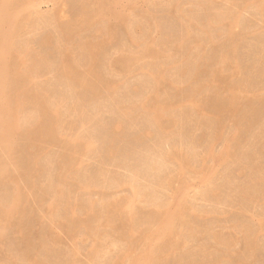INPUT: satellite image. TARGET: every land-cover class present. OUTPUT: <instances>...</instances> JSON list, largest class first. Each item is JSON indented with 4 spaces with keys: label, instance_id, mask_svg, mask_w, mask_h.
<instances>
[{
    "label": "rangeland",
    "instance_id": "obj_1",
    "mask_svg": "<svg viewBox=\"0 0 264 264\" xmlns=\"http://www.w3.org/2000/svg\"><path fill=\"white\" fill-rule=\"evenodd\" d=\"M15 1L16 5L14 6L16 8L13 7V9L17 10L12 9L14 14L9 13L5 16L3 9L0 10L1 49L5 52L9 51V56L12 51L13 53L18 52V56L21 54L19 58L22 61V67L30 72L33 71L34 75L31 74L32 77L27 81L21 78V83L18 81V83H13L15 86H20L18 87L20 89L13 86L15 87L14 90H33L32 92L36 94L40 92V95H38H43L44 99L47 97L46 102H49L47 104L57 109L58 117L54 119L57 126L56 129L54 128V137L48 139H45V137L43 139L46 142L43 141L45 144L41 142L42 140L38 141L37 145H41V147L37 146L36 149L31 145L27 146L31 142L28 139L29 137L21 138L17 136L20 140L17 137L15 139L17 142L13 140L14 147L17 146L15 147L16 151L18 146L22 149L20 151L18 149L16 152L18 155L15 156L18 161L20 160L17 161V164L19 163L18 166L23 170V173L26 168H30L28 171L31 172L33 164L31 158L32 162L38 160L40 166L38 164L37 168L39 169L36 168L37 172H33L31 179L26 180L27 182L24 180L28 184L21 181V187L24 192L27 189L25 194L31 196V200L29 199L30 203L25 206L24 213L26 214H22V217L25 216L24 219L17 217L14 220L17 221L15 223H23V225H16L17 228L19 227L16 229L13 223L14 226L11 224L8 227L9 229L7 228L5 231L7 242L4 240L0 245V263L4 264V261H8L6 264H9V262L10 264H28L27 261L25 262V257L26 260L30 258L36 264H66L67 257H71L73 254L75 259L78 257V261H76L78 264H116L118 259L125 260L124 264H133L137 261H144L145 264L150 261L149 264H151L152 256L150 253L156 249L158 250L157 256H162V258L165 256L163 260L166 258L165 261L160 258L163 261L162 264H213L214 262L215 264H246V262H248L247 264H264V105L260 104L264 100V0H112L113 3L111 0H91L92 2L86 0V4L85 0H28V3L31 1L29 4L27 2L21 4L26 0ZM93 2H96L94 7ZM104 2L111 3L110 6L113 9L98 10V7L106 6ZM87 4L92 5L94 10H97L93 19L95 24L93 25V22H91L92 25H86L84 28L78 26L79 30L75 27L76 29L74 28V32L72 30L69 36L66 33L63 34V29L66 26L75 24L83 8L85 10L88 7L92 9L90 5L87 7ZM218 11H221V13ZM23 13L26 15H24L25 18L27 16L29 18L25 19L26 21H24V17H21L23 18L22 21L19 18ZM227 13L228 16H226ZM220 14L221 17H219ZM233 17L235 18L232 19ZM17 19H20L21 22L19 23ZM229 19H232V21H229ZM97 20L98 24H96ZM99 20H101V24H99ZM119 20L121 21L119 22ZM124 20L127 21L124 22ZM26 22L28 23L26 24ZM63 22L67 23L64 24ZM57 23L63 24L62 27ZM112 25L113 27H111ZM15 27L16 33L14 32ZM61 29L62 32L59 31ZM186 29L188 30L186 31ZM130 30L131 32H129ZM73 34L75 35L72 36ZM184 34L186 35L184 36ZM228 35H231V37ZM168 36H170V39ZM184 37L190 40L186 41ZM89 38L90 40H87ZM67 41L69 42L67 43ZM161 41L166 42L165 45ZM60 44L65 45L61 46ZM84 45L95 46L93 52L97 59L92 63L93 65L90 63V53L83 51ZM170 45L174 48L172 46L170 48ZM66 50L74 51L69 53L75 56L74 60L77 62L76 65L78 64L76 69L78 68L79 73H83L89 68L92 76L88 77L90 83H88V80L87 83L94 88V92H92V89L89 91L88 87L84 88L83 85L75 88L80 84L75 82L73 86L71 85L73 82L70 83V80L68 82L66 78L67 81L65 82L64 77H60L63 76L59 69L62 62L60 56H63V52L66 53ZM154 52H156L155 55ZM82 54L88 55L82 56ZM112 55L116 58L121 57H118L116 62V58L112 59ZM27 56H29L28 60L25 59L24 61L23 57L27 58ZM34 56H38L37 59L40 57L38 62H42H36L37 59ZM41 57L43 58L41 59ZM45 57L46 59H44ZM30 58L33 59V62L32 60L30 62ZM107 59L112 63L109 64ZM118 59H120L119 62ZM121 60H124V62L122 63ZM224 60L226 63H224ZM34 63L37 64L36 69ZM230 66L232 67L230 68ZM36 71L37 74H35ZM59 72L61 75L58 74ZM198 74L199 76H197ZM97 75L101 77H99V80ZM219 75L222 76L225 82ZM214 76H218L220 82L219 80H214V82L210 79H214ZM91 80L95 82V85L91 84ZM109 80L110 83H108ZM171 80L174 82H171ZM114 81L116 82L114 83ZM99 83L101 84L99 85ZM230 84L231 88L237 87L238 92L240 91L238 94H240L241 99L238 98L239 95L236 96L239 99H236V107L239 110H236V113L234 112L235 116L229 110L225 114L224 110L228 108L224 109L225 105L222 104L224 98H230V94L227 92L229 87H226ZM106 85L112 89L109 90ZM175 85H178V87ZM82 86L83 89L79 90ZM98 86H100V89ZM201 86L206 87L205 90ZM102 87L104 88L102 89ZM193 87L196 89L190 90ZM199 87H201V91L198 90ZM74 90L79 91L76 93ZM98 91L99 94H97ZM105 92L108 93L105 94ZM196 92L199 94L196 95ZM84 95L86 96L83 98ZM87 95H90V98ZM190 96L192 97L190 98ZM211 96H215L216 99L218 97V100ZM187 98L188 100H186ZM196 98L200 99L195 102ZM219 98L222 102L220 104L218 103ZM201 99L204 107L199 109L201 111L198 112L196 105H201ZM159 101L161 102L159 103ZM216 104L220 105V108L222 107L221 110L225 116H220L222 113L218 107L220 114H217ZM206 105L209 109L206 108ZM139 106L141 107L139 108ZM32 110L30 106H26L23 111H20L18 133H21L24 127L27 129L35 126L36 118L34 119V117L37 115L33 116ZM145 110L149 111L150 114L151 112L154 113L151 116ZM29 111L31 114H28ZM163 111L165 112L163 113ZM24 112H27L28 117L26 113L24 115ZM86 114L88 115L86 116ZM251 114H255L254 117ZM30 116L33 118L28 120ZM132 117L134 121H132ZM150 117L153 120H150ZM201 118L203 119L201 120ZM118 123H120L121 128H115ZM178 123L179 125H177ZM156 125L159 126L156 127ZM44 130L43 132H45ZM46 132L44 133L45 136ZM167 133H169V136ZM55 138L58 141L55 142ZM227 139L229 140L227 141ZM192 145H195L196 148ZM39 148L43 150L37 152ZM109 149L113 150L114 154L108 153ZM27 151L32 152L27 153ZM160 153H163V155ZM179 153H182L183 156ZM177 154L185 161V163L183 161V167L179 161L180 158L168 157ZM209 155L211 156L209 157ZM70 159L75 160V169L68 175L65 184H58L60 183L58 178L63 173L62 169L64 166H69L70 163L68 165L67 163ZM72 161L69 162L72 163ZM2 185H0V203L10 204L13 192L18 191L20 186L9 183L6 186ZM55 186H59L61 191L54 192L56 190ZM257 187L260 190H257ZM246 190L251 194L245 193L244 195V192H247ZM9 193L10 197H8ZM33 195L35 196L33 197ZM68 205L70 207L75 205L78 220L80 219L79 224L66 219ZM182 205L183 208L181 209ZM88 207L94 213L93 215L90 214V217L87 216V210L84 209H88ZM184 207L185 210H183ZM11 208L12 204L9 205L8 209L11 210ZM182 210L184 211L183 215L182 212L179 213ZM177 211L180 218H185L182 220L185 224L175 218L179 217ZM173 214L177 215L172 217ZM95 215L96 218L91 217ZM156 217L163 218H159V220H162L161 223L159 222L160 225L155 224L158 221ZM18 219L23 221L20 222ZM51 220L54 225L53 228L48 227L50 222L47 221ZM174 220L179 224L177 225ZM80 221L84 224L89 222L94 226L91 225V229L81 228L80 224L82 222L80 223ZM182 223L184 225H180ZM168 225L170 226L168 227ZM171 225L173 226L171 227ZM159 226L162 227V230ZM158 227L159 230H157ZM174 227L176 229H173ZM10 228L12 229L10 230ZM168 228L169 230H167ZM17 230L21 231L18 233ZM170 230L171 232L177 230V233L180 231V236L175 231L176 235L164 236ZM16 231L17 234L14 233ZM128 232H130V240H125L123 235ZM162 235L164 238H161ZM131 240L134 245L129 243L132 242ZM175 240L179 241L176 242ZM23 244L24 246L28 245L29 249L25 248L26 246L24 247ZM170 251L172 252L170 253ZM167 255L168 257H166ZM122 257L124 258L122 259ZM139 257L141 260H139ZM160 259L158 260L160 261ZM244 260L245 262H242Z\"/></svg>",
    "mask_w": 264,
    "mask_h": 264
},
{
    "label": "bare ground",
    "instance_id": "obj_2",
    "mask_svg": "<svg viewBox=\"0 0 264 264\" xmlns=\"http://www.w3.org/2000/svg\"><path fill=\"white\" fill-rule=\"evenodd\" d=\"M13 1V0H12ZM11 0H0V10H2L3 9V11H4V13H5V16H6V14H9V13H11V15L12 14H14L13 12L14 11H16V10H14L13 9V7H15L14 5H16V1L14 2H12ZM18 1V0H17ZM21 1H23V0H21ZM25 1V0H24ZM36 1V0H35ZM82 1V0H81ZM84 1V0H83ZM87 1H89V0H87ZM91 1V0H90ZM93 1V0H92ZM91 1V2H92ZM137 1V0H136ZM239 1V0H238ZM237 1V2H238ZM241 1V0H240ZM18 2H20V1H18ZM27 2V4H29L31 1H29V3H28V0H26L25 2H22L21 4H23V3H26ZM85 2V4H86V0L84 1ZM111 2H112V0H111ZM120 2V1H119ZM13 3H15V4H13ZM94 3V2H93ZM96 3V2H95ZM95 3L94 4H92L93 5V7H94V5H95ZM113 3V2H112ZM133 3V2H132ZM135 3V2H134ZM235 3V2H234ZM20 3H19V5H21ZM76 4H78V3H76ZM84 3H83V5H85ZM104 4L106 5V6H103L102 8H100V7H98L97 9L98 10H105V11H107V10H109V8H111V9H113L111 6H110V4H107V3H105L104 2ZM18 5V4H17ZM90 4H87V7L89 6ZM92 5H90L91 6V8L92 9H89L90 7H88V9H82V13H81V15L80 16H78V15H76V16H78L79 18L76 20L75 18V20H76V22H75V24H73V25H68V26H66V28H64L63 30V34H65L66 33V35H68L69 36V34H70V32L73 30V32H74V28L75 27H77L78 28V26H79V28H84V26H86V25H89V24H91L92 25V23L91 22H93V25L95 24L94 23V21H93V19L95 18V15H96V12H97V10L95 9L94 10V8L92 7ZM23 6V5H22ZM26 6V5H25ZM100 6V5H99ZM78 7V6H77ZM86 7V6H85ZM16 8V7H15ZM207 8V7H206ZM14 11H13V10ZM27 9V8H26ZM72 9V8H71ZM77 9V8H76ZM79 9V8H78ZM110 9V12L112 11ZM116 9V8H115ZM19 10V9H18ZM91 10V11H90ZM204 10V9H203ZM209 10H212V9H209ZM13 11V12H12ZM206 11V10H205ZM18 12V11H17ZM20 12V11H19ZM212 12V11H211ZM218 12H220L221 13V11H218ZM217 12V13H218ZM223 12V11H222ZM16 13V12H15ZM80 14V13H79ZM115 14H116V12H115ZM121 14V13H120ZM211 14V13H210ZM214 14H216L215 12H214ZM223 14V13H222ZM17 15V14H16ZM24 13L22 14V16L20 15V17L19 18H21V17H24ZM107 15V14H106ZM114 15V14H113ZM0 16H1V14H0ZM26 16V15H25ZM73 16V15H72ZM110 16V15H109ZM112 16V15H111ZM219 16V15H218ZM222 15L220 14V16L219 17H221ZM226 16H228V13H227V15ZM233 16V15H232ZM10 17H12V16H10ZM32 17V16H31ZM75 17V16H74ZM117 17V16H116ZM127 17V16H126ZM209 17V16H208ZM215 17H217L216 15H215ZM5 18H7V17H5ZM27 18H28V16L25 18L24 17V21H26L27 20ZM214 18V17H213ZM226 18V17H225ZM224 18V19H225ZM228 18V17H227ZM235 17H233L232 19H234ZM22 19L23 18H21V21H22ZM26 19V20H25ZM29 19V18H28ZM73 19V18H72ZM101 19V18H100ZM215 19H217V18H215ZM220 19V18H219ZM222 19V18H221ZM232 19H229V21H232ZM18 21H19V23L21 22L20 21V19H17ZM71 20V19H70ZM106 20V19H105ZM105 20H102V21H105ZM116 20H117V18H116ZM17 21V22H18ZM23 21V22H24ZM73 21V20H72ZM71 21V22H72ZM101 20H99V24H101V22H100ZM121 20H119V22H120ZM127 20H124V22H126ZM182 21V20H181ZM206 21V20H205ZM209 21V20H208ZM211 21V20H210ZM214 21V20H213ZM234 21V20H233ZM74 22V21H73ZM97 23L96 24H98V20L96 21ZM19 23H17V24H19ZM28 22H26V24H27ZM30 23V22H29ZM64 23V22H63ZM65 23H67V22H65ZM64 23V24H65ZM105 23V22H104ZM208 23V22H207ZM210 23V22H209ZM220 23H221V21H220ZM219 23V24H220ZM23 24H25V23H23ZM58 24V23H57ZM60 24V23H59ZM58 24V25H59ZM68 24H69V22H68ZM106 24V23H105ZM182 24V23H181ZM205 24V23H204ZM61 25V24H60ZM59 25V26H60ZM63 25V24H62ZM62 25H61V27H62ZM103 25V24H102ZM107 25V24H106ZM213 25V24H212ZM216 25H217V23H216ZM17 26V25H16ZM20 26H21V24H20ZM81 26V27H80ZM100 26V25H99ZM121 26V25H120ZM135 26V25H134ZM133 26V27H134ZM93 27V26H92ZM106 27V26H105ZM111 27H113V25L111 26ZM123 27V26H122ZM130 27H131V25H130ZM186 27V26H185ZM184 27V28H185ZM18 28V27H17ZM21 28H22V26H21ZM79 28H78V30H79ZM87 28V27H86ZM99 28V27H98ZM107 28V27H106ZM121 28V27H120ZM119 28V29H120ZM183 28V27H182ZM189 28H191V27H189ZM206 28V27H205ZM209 28V27H208ZM212 28V27H211ZM24 29V28H23ZM76 29V28H75ZM105 29V28H104ZM110 29V28H109ZM124 29V28H123ZM127 29V28H126ZM140 29V28H139ZM193 29V28H192ZM198 29V28H197ZM201 29V28H200ZM210 29V28H209ZM15 30H16V27H15V29H14V32H15ZM19 30V29H18ZM84 30V29H83ZM82 30V31H83ZM86 30V29H85ZM84 30V31H85ZM88 30V29H87ZM114 30V29H113ZM125 30V29H124ZM188 29H186V31H187ZM207 30V29H206ZM205 30V31H206ZM59 31H61L62 32V29L61 30H59ZM58 31V32H59ZM104 31V30H103ZM116 31H117V29H116ZM185 31V32H186ZM190 31H192V30H190ZM205 31H204V33H205ZM14 32H12V33H14ZM20 32V31H19ZM76 32H78V31H76ZM110 32H111V30H110ZM128 32V31H127ZM129 32H131V30L129 31ZM231 32V31H230ZM16 33V32H15ZM21 33V32H20ZM96 33H97V29H96ZM99 33V32H98ZM124 33H126V32H124ZM192 33V32H191ZM207 33V32H206ZM61 34V33H60ZM100 34V33H99ZM110 34H112V33H110ZM116 34H118V33H116ZM189 34V33H188ZM228 34V33H227ZM1 35V34H0ZM58 35H59V33H58ZM75 34H73L72 36H74ZM126 35V34H125ZM186 34H184V36H185ZM192 35V34H191ZM231 35H233V33H231ZM231 35L229 36V37H231ZM4 36V35H3ZM63 36V35H62ZM68 36H66V37H68ZM76 36H77V34H76ZM75 36V37H76ZM133 36V35H132ZM132 36H131V39H132ZM190 36V35H189ZM47 37V36H46ZM101 37V36H100ZM125 37V36H124ZM134 37V36H133ZM145 37V36H144ZM169 37V39H170V36H168ZM186 37H188V36H186ZM186 37H184L185 39H186ZM205 37V36H204ZM228 37V38H229ZM235 37V36H234ZM233 37V38H234ZM48 38V37H47ZM47 38H45V39H47ZM53 38V37H52ZM64 38V37H63ZM70 38V37H69ZM107 38H108V35H107ZM113 38V37H112ZM136 38V37H135ZM189 38V37H188ZM206 38V37H205ZM232 38V39H233ZM236 38V37H235ZM235 38H234V40H235ZM7 39V38H6ZM5 39V40H6ZM60 39H61V36H60ZM98 39V38H97ZM103 39V38H102ZM122 39V38H121ZM128 39V38H127ZM137 39V38H136ZM148 39V38H147ZM151 39V38H150ZM183 39V37L181 38V40ZM184 39V40H185ZM212 39V38H211ZM4 40V39H3ZM58 40V39H57ZM64 40V39H63ZM68 40V39H67ZM87 40H90V38L89 39H87ZM92 40V39H91ZM134 40V39H133ZM138 40V39H137ZM146 40V39H145ZM144 40V41H145ZM188 39H186V41H187ZM190 40V39H189ZM188 40V41H189ZM230 40V39H229ZM228 40V41H229ZM233 40V41H234ZM47 41V40H46ZM48 41H49V38H48ZM123 41V40H122ZM140 42H141V40H139ZM150 41V40H149ZM167 41V40H166ZM169 41V40H168ZM53 42V41H52ZM69 41H67V43H68ZM73 42V41H72ZM92 42V41H91ZM133 42V41H132ZM170 42H172L171 40H170ZM178 42V41H177ZM184 42V41H183ZM12 43V42H11ZM48 43V42H47ZM79 43V42H78ZM95 43V42H94ZM142 43V42H141ZM144 43V42H143ZM161 43H164V45H165V43L166 42H163V41H161ZM184 43H187V42H184ZM211 43V42H210ZM235 43H236V41H235ZM22 44V43H21ZM50 44V43H49ZM48 44V45H49ZM52 44V43H51ZM89 44H91V43H89ZM145 44V43H144ZM143 44V45H144ZM154 45H155V43H153ZM227 44H228V42H227ZM226 44V45H227ZM28 45V44H27ZM46 45V44H45ZM47 45V46H48ZM61 45V44H60ZM63 45V44H62ZM61 45V46H62ZM65 45V44H64ZM63 45V46H64ZM81 45V44H80ZM105 45H107V44H105ZM121 45V44H120ZM135 45H137V44H135ZM146 45V44H145ZM156 45H160V44H156ZM172 45H174V44H172ZM172 45H170V48H171V46ZM178 45V44H177ZM182 45H183V43H182ZM181 45V46H182ZM235 45V44H234ZM238 45V44H237ZM16 46V45H15ZM76 46V45H75ZM109 46V45H108ZM122 46V45H121ZM175 46V45H174ZM236 46V45H235ZM28 47V46H27ZM69 47V46H68ZM71 47V46H70ZM77 47V46H76ZM94 47L95 46H91V45H84L83 46V51H86L87 53H90V63H91V65H93L92 63L95 61V59H97L95 56L96 55H94ZM118 48H119V46H117ZM160 47H162V46H160ZM173 47V46H172ZM175 47H177V46H175ZM189 47H191V46H189ZM188 47V48H189ZM234 47V46H233ZM25 48V47H24ZM100 48H101V46H100ZM105 48V47H104ZM174 48V47H173ZM179 48V47H178ZM224 48H225V46H224ZM231 48V47H230ZM11 49V48H10ZM19 50H20V48H18ZM27 49V48H26ZM54 49H55V47H54ZM59 49H60V47H59ZM62 49V48H61ZM97 49V48H96ZM149 49H151V48H149ZM149 49H147V51L149 50ZM163 49V48H162ZM166 50L168 49V48H165ZM182 49H183V47H182ZM236 49V48H235ZM69 50V49H68ZM68 50H66V53H64L63 52V56H60V59H61V57H62V62L60 63L61 64V66H60V68H59V66H58V68L61 70V74L63 75V76H60V77H64V79L66 78V79H68V82H69V80L71 81L70 83H72L73 82V84H71V85H73L74 86V83L76 82V83H79L80 84V86H77V87H75V88H78V87H81V85H83L84 86V88L86 87H88V89H89V91L92 89V92H94V88H92L91 87V85L89 86V84L88 83H90V81L88 80V77L89 76H92V74H90V72H89V68H88V70L87 71H84L83 73H79L78 72V68L76 69V67L78 66V64L76 65V63L77 62H75V60H74V58H75V56L73 57L72 56V54L70 55V53L72 52H74L73 50L70 52V51H68ZM81 50H82V45H81ZM119 50H120V48H119ZM155 50V49H154ZM191 50V49H190ZM233 50V49H232ZM11 51H12V49H11ZM30 51H31V49H30ZM57 51H60V50H57ZM63 51V50H62ZM105 51V50H104ZM118 51V50H117ZM150 52H151V50H149ZM153 51V50H152ZM224 51V50H223ZM9 52V51H8ZM8 52H5L3 49H1V42H0V185H2V184H4V185H2V186H6L7 185V183H9V184H18V187H19V189H18V191H14L13 192V196H12V199L10 200V204H12V208H11V210H9L8 209V207H9V205L10 204H1L0 203V245H1V243H3L4 242V240H5V231H6V229L12 224L13 225V223H14V225L16 226H19L20 224H22L23 225V223H15V222H17V221H14V220H16V218L18 217V218H22V219H24L23 217H25L24 215L26 214V213H24V209H25V206H27L28 205V203H30V201H29V199H30V197L31 196H29V195H27V194H25V192L27 191V189H26V191L24 192V189L21 187V181L22 182H25L26 180H29V179H31L32 177H31V175L33 174V172L35 171V172H37L36 170L37 169H39V168H37L38 167V160H34V162H32L33 160H32V158L30 159L31 160V163H33L32 164V169H31V172L30 171H28L30 168H26L25 169V172L23 173V170H21L20 168H19V163L17 164V161H18V159L16 158V156L15 155H18V153L16 154V152L18 151V149H19V151L20 150H22V149H20L19 148V146H18V149H17V151H16V148L15 147H17V146H15L14 147V141L13 140H15L16 139V137L18 136V137H21V138H28V139H30V141L31 142H29V144H28V141H27V146H32V147H35L36 149L38 148L37 146H39V147H41V145H37L39 142L38 141H40V140H42L41 142L43 143V141L45 142V140H43L45 137V139H48L49 137L51 138V137H54V133H55V130H54V128L56 129V123H55V118L56 117H58V112H57V109L55 108H53V106L51 107V105L49 106L47 103H49V102H46V99H47V97L44 99L43 97V95H42V93H41V95L42 96H39L40 95V92H37L38 94H36V93H34V92H32L31 90H29V91H31V92H29L28 90V92L26 91V90H22V91H17L16 89L14 90V88L15 87H20L19 85L17 86H15V85H13V83H21L20 82V79L21 78H24L26 81L27 80H29L30 79V77H32L31 76V74H33V71L32 72H30L29 70H26V68H24V67H22L23 66V64H22V61H21V59L19 58L20 56H21V54H20V56H18V52L17 53H13V51H12V54H11V52H10V56L8 55ZM24 52V51H23ZM61 52V51H60ZM70 52V53H69ZM116 52V51H115ZM119 52V51H118ZM150 52H147V53H150ZM165 52H167V51H165ZM187 52V51H186ZM229 52V51H228ZM230 52H231V50H230ZM20 53V52H19ZM22 53V52H21ZM30 53H32V52H30ZM29 53V54H30ZM82 53H84V52H82ZM97 53V52H96ZM99 53V52H98ZM108 53V52H107ZM155 53L156 52H154V55H155ZM157 53H159V52H157ZM232 53V52H231ZM17 54V55H16ZM60 54V53H59ZM75 54H76V52H75ZM103 54V53H102ZM105 54H106V51H105ZM110 54V53H109ZM114 54V53H113ZM145 54V53H144ZM234 54V53H233ZM28 55V54H27ZM39 55V54H38ZM55 55V54H54ZM78 55V54H77ZM83 55H88V54H82V56ZM201 55V54H200ZM231 55V54H230ZM24 56H25V54H24ZM31 56V55H30ZM79 56V55H78ZM103 56H105V55H103ZM124 56V55H123ZM145 56H146V54H145ZM157 56H159V55H157ZM227 56H229L228 54H227ZM234 56V55H233ZM8 57H10V58H8ZM26 57V56H25ZM25 57H23L24 58V61H25V59H27L28 60V57L29 56H27V58H25ZM36 59H37V57L36 56H34ZM55 57H56V55H55ZM87 57H89V56H87ZM109 58H110V55L108 56ZM112 59H114V57L115 56H113L112 55ZM118 57H121V56H118ZM117 57V58H118ZM197 57V56H196ZM230 57V56H229ZM228 57V58H229ZM40 58V57H39ZM38 58V59H39ZM43 57H41V59H42ZM48 58V57H47ZM53 58V57H52ZM85 58V57H84ZM105 58V57H104ZM116 58V57H115ZM117 58H116V62H117ZM123 58V57H122ZM129 58V57H128ZM195 58V57H194ZM38 59H37V61L36 62H38ZM44 59H46V57L44 58ZM59 59V58H58ZM99 59V58H98ZM106 59V58H105ZM188 59V58H187ZM197 59V58H196ZM199 59V58H198ZM226 59V58H225ZM31 60H32V62H33V59H31L30 58V62H31ZM79 60V59H78ZM88 60V59H87ZM108 60V59H107ZM119 60L120 59H118V62H119ZM208 60V59H207ZM230 60V59H229ZM232 60H233V58H232ZM40 61V60H39ZM45 61V60H44ZM109 61V60H108ZM107 61V62H108ZM114 61V62H115ZM122 61V63L124 62V60H121ZM120 61V62H121ZM126 61V60H125ZM227 61H228V59H227ZM29 62V63H30ZM40 62H42V61H40ZM40 62H38V63H40ZM102 62V61H101ZM223 62V61H222ZM28 63V64H29ZM44 63V62H43ZM52 63H54V62H52ZM55 63H57V61H55ZM96 63H97V61H96ZM109 64H111L112 62H108ZM108 63H106V64H108ZM198 63H200V62H198ZM203 63V62H202ZM202 63H200V64H202ZM224 63H226L225 62V60H224ZM232 63V62H231ZM236 63V62H235ZM58 64V63H57ZM89 64V63H88ZM100 64V63H99ZM104 64H105V62H104ZM195 64V63H194ZM199 64V65H200ZM205 64V63H204ZM222 64V63H221ZM227 64H229V63H227ZM25 65V64H24ZM33 65H35V63L33 64ZM37 65V64H36ZM36 65L34 66L35 67V69H36ZM40 65V64H39ZM42 65H44V64H42ZM97 65V64H96ZM113 65V64H112ZM230 65V64H229ZM232 65V64H231ZM26 66V65H25ZM29 66V65H28ZM47 66V65H46ZM104 66V65H103ZM114 66V65H113ZM127 66V65H126ZM201 66V65H200ZM200 66H198V67H200ZM218 66V65H217ZM222 66V65H221ZM224 66V65H223ZM222 66V67H223ZM227 66V65H226ZM225 66V67H226ZM238 66V65H237ZM31 67H33V66H31ZM49 67V66H48ZM84 67V66H83ZM83 67H82V69H83ZM88 67V66H87ZM107 67V66H106ZM117 67V66H116ZM119 67H121V66H119ZM203 67V66H202ZM205 67V66H204ZM228 67V66H227ZM232 66H230V68H231ZM47 68V67H46ZM51 68V67H50ZM49 68V69H50ZM57 68V69H58ZM98 68V67H97ZM110 68V67H109ZM114 68V67H113ZM112 68V69H113ZM215 68V67H214ZM26 71H25V70ZM27 69H29V68H27ZM34 69V70H35ZM55 69V68H54ZM56 69V70H57ZM85 69V68H84ZM87 69V68H86ZM85 69V70H86ZM93 69V68H92ZM111 69V70H112ZM157 69V68H156ZM208 69V68H207ZM212 69H213V67H212ZM211 69V71L213 72V70ZM239 69V68H238ZM30 70H32V69H30ZM38 70V69H37ZM102 70V69H101ZM115 70V69H114ZM113 70V71H114ZM119 70V69H118ZM197 70H198V68H197ZM203 70H205V69H203ZM209 70H210V68H209ZM24 71H25V73H24ZM29 71V72H28ZM39 71V70H38ZM83 71V70H82ZM112 71V72H113ZM116 71H117V68H116ZM233 72H234V70H232ZM103 72V71H102ZM104 72H106V71H104ZM160 72V71H159ZM201 72V71H200ZM199 72V73H200ZM218 72H219V70H218ZM28 73V74H27ZM38 72L36 71V73L35 74H37ZM189 73H191V72H189ZM197 73V72H196ZM205 73V72H204ZM58 74H60V72L58 73ZM60 74V75H61ZM96 74H97V72H96ZM107 74H108V72H107ZM164 74V73H163ZM192 74H193V72H192ZM194 74H195V72H194ZM205 74H207V73H205ZM233 74V73H232ZM34 75V74H33ZM189 75V74H188ZM215 75V74H214ZM218 75V74H217ZM98 76V77H97ZM96 77L98 78V80H99V77L101 76V74H100V76L99 75H97ZM106 76V75H105ZM197 76H199V74L197 75ZM196 75H195V78L197 77ZM211 76H212V74H211ZM220 76V75H219ZM104 77V76H103ZM155 77V76H154ZM213 77V76H212ZM216 76H214V79L213 78H210V79H212L213 81L215 80V81H217V80H219L220 78L217 76L216 78H215ZM221 78H222V76H220ZM90 78V77H89ZM93 78V77H92ZM91 78V79H92ZM96 78V79H97ZM101 78V77H100ZM165 79H166V77H164ZM218 78V79H217ZM63 79V78H62ZM65 79V82L67 81ZM95 79V78H94ZM223 79V78H222ZM25 80H23L24 82H25ZM87 80L89 81L88 83H87ZM155 80V79H154ZM196 80V79H195ZM199 80V79H198ZM207 80V79H206ZM14 81H16V82H14ZM18 81V82H17ZM93 81H95V80H93ZM156 81V80H155ZM155 81H154V83H155ZM161 81V80H160ZM159 81V82H160ZM176 81V80H175ZM214 81V82H215ZM116 81H114V83H115ZM171 82H174V81H172L171 80ZM203 82V81H202ZM207 82V81H206ZM219 82H220V80H219ZM223 82H225L224 81V79H223ZM223 82H222V84H223ZM95 82H92V80H91V84L93 85ZM102 83V82H101ZM101 83H99V85L101 84ZM108 83H110V80H109V82ZM162 83V82H161ZM192 83V82H191ZM86 84V85H85ZM106 84H107V82H106ZM163 84V83H162ZM166 84V83H165ZM167 84H168V82H167ZM195 84V83H194ZM204 84V83H203ZM209 84H211V83H209ZM71 85H70V87H71ZM95 85V84H94ZM104 85H105V82H104ZM103 85V86H104ZM112 85H113V83H112ZM154 85V84H153ZM158 85V84H157ZM160 85V84H159ZM193 85V84H192ZM197 85V84H196ZM217 85H218V83H217ZM13 86H15V87H13ZM83 86H82V88H79V90H81V89H83ZM107 87H108V89L110 90V89H112L110 86H108V85H106ZM175 86H177L178 87V85H175ZM209 86V85H208ZM231 86V84L230 85H227L226 87H229L228 89H227V92L230 94V98H224L225 100H224V103H222L220 100V98H219V101H218V103L220 104V103H222L223 105H225L223 108L225 109V108H228V109H223L224 111V113L225 114H227L226 112H229V111H232V113H233V115L239 110V108L237 109V107H236V96L237 95H239V97L238 98H240V94H238V93H240V91L238 92V90L236 89V88H231L230 87ZM100 86H98V88H99ZM107 87H105V88H107ZM113 87V86H112ZM159 87V86H158ZM168 87V86H167ZM194 87H196L195 85H194ZM192 88V89H190V90H192L193 91V89L195 90L196 88ZM198 87V86H197ZM202 87V86H201ZM201 87H199V91H201ZM211 87V86H210ZM225 87V88H226ZM69 88V87H68ZM72 88V87H71ZM104 87H102V89H103ZM119 88V87H118ZM153 88V87H152ZM169 88V87H168ZM206 88V87H205ZM205 88H203L202 87V89H204L205 90ZM224 88V89H225ZM18 89H20V88H18ZM95 89H96V86H95ZM100 89V88H99ZM98 89V90H99ZM159 89V88H158ZM175 89V88H174ZM68 90V89H67ZM79 90H77V92L74 90V92H76V93H78V91ZM114 90V89H113ZM203 90V91H204ZM69 91V90H68ZM73 91V90H72ZM85 91V90H84ZM104 91H108V90H104ZM103 91V92H104ZM159 91V90H158ZM169 91H171V90H169ZM189 91V90H188ZM197 91V90H196ZM198 91V92H199ZM20 92H23V93H20ZM27 92V93H26ZM70 92V91H69ZM81 92V91H80ZM86 92V91H85ZM88 92V91H87ZM111 92H113L112 90H111ZM155 92V91H154ZM195 92V91H194ZM83 93V92H82ZM90 93V92H89ZM96 93V92H95ZM95 93H94V95H95ZM108 92H105V94H107ZM110 93V92H109ZM159 93V92H158ZM192 94H193V92H191ZM190 93V94H191ZM214 93H215V91H214ZM71 94V93H70ZM97 94H99V91H98V93ZM113 94H115L114 92H113ZM199 94V93H198ZM197 94V92H196V95H198ZM74 95H75V93H74ZM82 95V94H81ZM103 95V94H102ZM101 95V96H102ZM159 95V94H158ZM194 95H195V93H194ZM216 95V94H215ZM86 95H84L83 96V98L85 97ZM93 96V95H92ZM96 96H98V95H96ZM100 96V97H101ZM105 96V95H104ZM186 96V95H185ZM200 96V95H199ZM220 96V95H219ZM87 97H89L90 98V95L88 96L87 95ZM99 97V98H100ZM182 97V96H181ZM192 96H190V98H191ZM197 97V96H196ZM212 97V96H211ZM213 97H215V96H213ZM212 97V98H213ZM78 98V97H77ZM94 98V97H93ZM103 98V97H102ZM198 98V97H197ZM196 98V100H195V102L197 101V100H199V99H197ZM207 98V97H206ZM209 98V97H208ZM211 98V99H212ZM223 98V97H222ZM82 99V98H81ZM86 99V98H85ZM96 99H97V97H96ZM104 99V98H103ZM102 99V100H103ZM161 99V98H160ZM215 99H216V97H215ZM229 100V102H228V100ZM241 99V98H240ZM261 99V98H260ZM260 99H258L259 101H260ZM152 100V99H151ZM159 100V99H158ZM174 100H175V98H174ZM182 100V99H181ZM186 100H188V98L186 99ZM216 100H218V97H217V99ZM227 100V101H226ZM237 100H239V99H237ZM263 100V99H262ZM261 100V101H262ZM91 101H93V100H91ZM90 101V102H91ZM117 101V100H116ZM150 101V100H149ZM164 101H165V99H164ZM170 101V100H169ZM193 101V100H192ZM210 101V100H209ZM228 102V103H226V102ZM53 102V101H52ZM95 102V101H94ZM99 102V101H98ZM161 101H159V103H160ZM168 102V101H167ZM166 102V103H167ZM171 102V101H170ZM199 102V101H198ZM216 102V101H215ZM240 102V101H239ZM263 102H264V100H263ZM263 102H261L260 104H262V105H264L263 104ZM97 103V102H96ZM145 103H146V101H145ZM164 103V102H163ZM163 103H161V104H163ZM165 103V104H166ZM174 103H175V101H174ZM173 103V104H174ZM201 105H203L202 103V99H201ZM208 103V102H207ZM217 103V104H218ZM226 103V104H225ZM259 103V102H258ZM81 104V103H80ZM79 104V105H80ZM115 104V103H114ZM150 104V103H149ZM154 104V103H153ZM164 104V105H165ZM216 104V105H217ZM221 104V105H222ZM255 104V103H254ZM30 106V108H32L33 110H32V112L34 113L33 114V116H35V115H37L36 117H34V119H35V121H36V124H35V126L33 127V128H27V129H25V127L23 128V130H21V133H18V130H19V126H18V121H19V114H20V111L22 110H24L25 108H26V106L27 107H29ZM94 105H96V104H94ZM98 105V104H97ZM146 105V104H145ZM144 105V106H145ZM155 105V104H154ZM201 105H199V104H197L196 106H197V109H198V112L199 111H201V110H199V109H201L202 107H204V105L203 106H201ZM248 105V104H247ZM116 106V105H115ZM122 106V105H121ZM147 106V105H146ZM145 106V107H146ZM153 106V105H152ZM201 106V107H200ZM207 106V105H206ZM227 106V107H226ZM249 106V105H248ZM138 107V106H137ZM141 106H139V108H140ZM216 107V110H217V112H218V109L219 110H221V108H220V105L218 106H215ZM217 107H218V109H217ZM95 108V107H94ZM99 108V107H98ZM97 108V109H98ZM130 108V107H129ZM135 108V107H134ZM206 108H208V106L206 107ZM214 108V107H213ZM242 108V107H241ZM255 108V107H254ZM263 108V107H262ZM143 109V108H142ZM141 109V110H142ZM190 109H193V108H190ZM190 109H189V111H190ZM209 109V108H208ZM212 109V108H211ZM243 110H244V108H242ZM242 109H241V111H242ZM247 109H248V107H247ZM94 110V109H93ZM100 110V109H99ZM138 110V109H137ZM157 111H158V109H156ZM161 110V109H160ZM183 110V109H182ZM181 110V111H182ZM215 110V109H214ZM227 110H229V111H227ZM237 110V111H236ZM260 111L262 110V109H259ZM133 111V110H132ZM131 111V112H132ZM203 111V110H202ZM205 111V110H204ZM240 111V112H241ZM259 111V112H260ZM30 112V111H29ZM84 112V111H83ZM119 112V111H118ZM135 112H136V110H135ZM139 112H141V111H139ZM145 112H147V114H150V113H148L149 111H146L145 110ZM165 111H163V113H164ZM188 112V111H187ZM195 112L197 113V110L195 109ZM206 112H208V111H206ZM221 113H222V110L220 111ZM220 112H218L217 114L219 115L220 114ZM235 112V113H234ZM245 112H247V111H245ZM251 112V111H250ZM256 112V111H255ZM255 112H253V113H255ZM258 112V113H259ZM25 113H26V116H27V112H24V115H25ZM126 113V112H125ZM154 113V112H153ZM152 112H151V114H153ZM162 113V112H161ZM185 113V112H184ZM195 113V114H196ZM224 113H222V114H220V116H223L224 115ZM22 114V113H21ZM28 114H31V112L30 113H28ZM85 114V113H84ZM124 114V113H123ZM144 114V113H143ZM142 114V115H143ZM146 114V115H147ZM150 114V115H151ZM213 114H215V113H213ZM81 115H82V113H81ZM88 114H86V116H87ZM125 115V114H124ZM123 115V116H124ZM128 115V114H127ZM130 115V114H129ZM184 115V114H183ZM197 115V114H196ZM199 115V114H198ZM230 115V114H229ZM236 115V114H235ZM234 115V116H235ZM252 115V114H251ZM253 115H255V114H253ZM252 115V116H253ZM258 115V114H257ZM26 116H24V117H26ZM149 116V115H148ZM152 116V115H151ZM155 116H157V115H155ZM170 116V115H169ZM172 116H174V115H172ZM202 116V115H201ZM205 116V115H204ZM219 116V117H220ZM225 116V115H224ZM227 116V115H226ZM231 116V115H230ZM233 116V117H234ZM23 117V116H22ZM28 117V116H27ZM26 117V118H27ZM159 117V116H158ZM177 117V116H176ZM194 117V116H193ZM218 117V116H217ZM237 117V116H236ZM241 117V116H240ZM254 117V116H253ZM31 118H33V117H31L30 116V119H28V120H31ZM133 118V117H132ZM175 118V117H174ZM196 118H198V117H196ZM226 118V117H225ZM232 118V117H231ZM251 118V117H250ZM256 118V117H255ZM91 119V118H90ZM93 119V118H92ZM126 119V118H125ZM160 119V118H159ZM189 119V118H188ZM195 119V118H194ZM203 118H201V120H202ZM205 119V118H204ZM207 119V118H206ZM218 119V118H217ZM220 119V118H219ZM223 119V118H222ZM239 119V118H238ZM242 119V118H241ZM244 119V118H243ZM149 120V119H148ZM150 120H153V119H151V117H150ZM149 120V121H150ZM161 120V119H160ZM164 120V119H163ZM166 120H169V119H166ZM186 120V119H185ZM224 120V119H223ZM240 120V119H239ZM245 120V119H244ZM58 121V120H57ZM132 121H134V118H133V120ZM207 121V120H206ZM210 121V120H209ZM250 121H252V120H250ZM24 122H25V120H24ZM27 122V121H26ZM148 122V121H147ZM153 122V121H152ZM161 122V121H160ZM188 122V121H187ZM203 122H205V120H203ZM218 122V121H217ZM238 122V121H237ZM240 122V121H239ZM253 122V121H252ZM30 123H31V121H30ZM121 123V122H120ZM120 123H118L116 126H115V128H121V125H119ZM136 123V122H135ZM149 123V122H148ZM163 123V122H162ZM186 123V122H185ZM211 123V122H210ZM257 124H258V122H256ZM25 124V123H24ZM29 124V123H28ZM33 124V123H32ZM164 124V123H163ZM199 124H201V123H199ZM208 124V123H207ZM238 124V123H237ZM26 125V124H25ZM29 125H31V124H29ZM154 125V124H153ZM177 125H179V123L177 124ZM202 125V124H201ZM216 125H217V123H216ZM152 126V125H151ZM159 126V125H158ZM157 125H156V127H158ZM160 126H162V125H160ZM204 126V125H203ZM202 126V127H203ZM206 126V125H205ZM208 126V125H207ZM212 126V125H211ZM214 126V125H213ZM27 127V126H26ZM184 127H186V126H184ZM209 127V126H208ZM216 127V126H215ZM222 127H223V125H222ZM246 127H248V126H246ZM251 127V126H250ZM249 127V128H250ZM263 127V126H262ZM115 128H114V130H115ZM153 128V127H152ZM163 128H165V127H163ZM182 128V127H181ZM204 128H206V127H204ZM210 128V127H209ZM208 128V129H209ZM219 128L221 129V127L219 126ZM240 128V127H239ZM253 128V127H252ZM251 128V129H252ZM45 129V130H44ZM47 129V130H46ZM187 129H188V127H187ZM207 129V128H206ZM214 129V128H213ZM220 129L218 130L219 132H220ZM43 130L46 132V136L44 135V133L45 132H43ZM179 130V129H178ZM177 130V131H178ZM180 130H182V129H180ZM189 130V129H188ZM191 130V129H190ZM159 131V130H158ZM171 131V130H170ZM57 132V131H56ZM116 132V131H115ZM181 132V131H180ZM261 132H263V131H261ZM260 132V133H261ZM163 133V132H162ZM171 133V132H170ZM160 134H161V132H160ZM168 134V136H169V133H167ZM181 135V134H180ZM183 135V134H182ZM208 135V134H207ZM211 135H213V134H211ZM262 135V134H261ZM23 136H26V137H23ZM48 136V137H47ZM187 136V135H186ZM217 136V135H216ZM222 136V135H221ZM264 136V135H263ZM18 137H17V139H18ZM57 137H58V135H57ZM117 137V136H116ZM143 137V136H142ZM147 137V136H146ZM178 137V136H177ZM181 137V136H180ZM183 137V136H182ZM188 137V136H187ZM217 137H219V136H217ZM216 137V138H217ZM172 138V137H171ZM185 138V137H184ZM208 138V137H207ZM210 138V137H209ZM213 138V137H212ZM221 138H224V137H221ZM228 138V137H227ZM235 138V137H234ZM162 139V138H161ZM164 139V138H163ZM181 139V138H180ZM220 139V138H219ZM218 139V140H219ZM230 139V138H229ZM229 139H227V141L229 140ZM18 140H20V139H18ZM51 140V139H50ZM54 140V139H53ZM144 140V139H143ZM170 140V139H169ZM185 140V139H184ZM183 140V141H184ZM189 140V139H188ZM213 140H214V138H213ZM225 140V139H224ZM23 141V140H22ZM26 141V140H25ZM47 141V140H46ZM55 142L56 141H58V140H56V138H55V140H54ZM113 141V140H112ZM160 141V140H159ZM163 141V140H162ZM161 141V142H162ZM180 141V140H179ZM230 141H231V139H230ZM229 141V142H230ZM15 142H17L16 140H15ZM38 142V143H37ZM182 142V141H181ZM186 142V141H185ZM193 142V141H192ZM228 142V143H229ZM232 142V141H231ZM235 141L233 140V143H234ZM31 143V144H30ZM46 143V142H45ZM45 143H43V144H45ZM186 143H188V142H186ZM138 144H140V143H138ZM189 144V143H188ZM194 144V143H193ZM161 145V144H160ZM20 146H21V144H20ZM26 146V147H27ZM111 146V145H110ZM109 146V147H110ZM162 146V145H161ZM192 146H194V148H196L195 147V145H192ZM42 148H44V147H42ZM41 148V149H42ZM115 148V147H114ZM41 149L39 148L38 149V151L37 152H41ZM33 150V149H32ZM35 150V149H34ZM43 150V149H42ZM230 150V149H229ZM228 150V153L231 151H229ZM26 151V150H25ZM28 152H32V151H27V153ZM214 152V151H213ZM20 154L22 153V152H19ZM34 153V152H33ZM36 153V152H35ZM34 153V154H35ZM108 153H113V150H110L109 149V152ZM30 154V153H29ZM114 154V153H113ZM116 154V153H115ZM160 154H162L163 155V153H160ZM179 154H181L182 156H183V154L182 153H179ZM32 155V154H31ZM38 155V154H37ZM223 155V154H222ZM226 155V154H225ZM24 156V155H23ZM27 156H29V155H27ZM39 156V155H38ZM185 156V155H184ZM192 156H193V154H192ZM211 155H209V157H210ZM245 156V155H244ZM252 156V155H251ZM20 157H22L21 155H20ZM25 157V156H24ZM41 157V156H40ZM168 157H176L175 159H179L180 157H178V154L177 155H174V156H168ZM236 157V156H235ZM250 157V156H249ZM30 158V157H29ZM200 158V157H199ZM247 158V157H246ZM35 159V158H34ZM45 159V158H44ZM154 159V158H153ZM163 159H164V156H163ZM169 159V158H168ZM242 159V158H241ZM22 160V159H21ZM26 160H28V159H26ZM30 160H29V162H30ZM42 160H43V158H42ZM188 160H190V159H188ZM254 160V159H253ZM20 161V160H19ZM18 161V162H19ZM69 161H72V159H70ZM68 161V163H67V165L69 164V166L68 167H66V166H64V164H63V166H64V170L62 169V171H63V173H62V175H60V174H58V175H60V177L58 178V179H60V181H58V182H60V183H58V184H65L66 183V181H67V177H68V175L69 174H71L73 171H74V165H75V160H73L72 161V163L71 162H69ZM168 161V160H167ZM180 162H181V166L183 167L184 165V163H185V161L184 160H182L181 158H180V160H179ZM183 161H184V163H183ZM28 162V163H29ZM42 162H45V161H42ZM51 162H52V160H51ZM245 162V161H244ZM247 162V161H246ZM250 162V161H249ZM21 163V162H20ZM167 163V162H166ZM188 163H190V162H188ZM187 163V164H188ZM46 164V163H45ZM50 164V163H49ZM28 165V164H27ZM48 165V164H47ZM151 165V164H150ZM186 165V164H185ZM39 166H40V164H39ZM154 166H156V165H154ZM157 166H158V164H157ZM188 166V165H187ZM21 167H23V166H21ZM61 167V166H60ZM160 167H162L161 165H160ZM204 167V166H203ZM247 167V166H246ZM258 167V166H257ZM37 168V169H36ZM152 168V167H151ZM249 168V167H248ZM255 168V167H254ZM264 168V167H263ZM155 169V168H154ZM247 169V168H246ZM246 169H244V170H246ZM258 169V168H257ZM41 170V169H40ZM202 170V169H201ZM260 170H262V169H260ZM28 171V172H27ZM57 171V170H56ZM237 171V170H236ZM257 171V170H256ZM40 172V171H39ZM258 172V171H257ZM60 173V172H59ZM242 173V172H241ZM263 174H264V172H263ZM262 174V175H263ZM57 175V174H56ZM34 176V175H33ZM175 176V175H174ZM25 179H24V178ZM23 178V179H22ZM179 178H180V174H179ZM259 178V177H258ZM172 179H173V177H172ZM264 179V178H263ZM262 178H261V180H263ZM25 180V181H24ZM253 180V179H252ZM259 180V179H258ZM174 181V180H173ZM176 181V180H175ZM257 181V180H256ZM27 182V181H26ZM25 182V184H28V183H26ZM29 182V181H28ZM6 183V184H5ZM34 183V182H33ZM168 183H169V181H168ZM171 183H172V181H171ZM177 183V182H176ZM230 183V182H229ZM20 184V185H19ZM24 184V183H23ZM30 184H32V183H30ZM57 184V183H56ZM179 184V183H178ZM232 184V183H231ZM11 185H10V187H11ZM173 185V184H172ZM233 185V184H232ZM26 186V185H25ZM54 186V185H53ZM59 186H61V185H59ZM56 187L55 189L56 190H54V192L55 191H61V188L60 187ZM264 186V185H263ZM230 187V186H229ZM5 188V187H4ZM7 188V187H6ZM31 188V187H30ZM34 188V187H33ZM8 189V188H7ZM257 190L259 189L258 187L256 188ZM1 190H3V189H1ZM9 190V189H8ZM7 190V191H8ZM28 190H30V189H28ZM34 190V189H33ZM32 190V191H33ZM260 190V189H259ZM6 191V192H7ZM179 191V190H178ZM247 191V190H246ZM9 192V191H8ZM31 192V191H30ZM38 193V192H37ZM245 193H248V191L247 192H244V195H245ZM250 193V192H249ZM248 193V194H249ZM7 194V193H6ZM251 194V193H250ZM9 196L8 197H10V193L8 194ZM39 195V194H38ZM179 195V194H178ZM241 195V194H240ZM247 195V194H246ZM35 195H33V197H34ZM182 196V195H181ZM248 196V195H247ZM7 197V198H8ZM40 197V196H39ZM241 197H242V195H241ZM4 198V197H3ZM6 198V199H7ZM5 199V200H6ZM245 199H247V198H245ZM244 199V200H245ZM31 200V199H30ZM7 202V201H6ZM71 203V202H70ZM66 204V203H65ZM181 204V203H180ZM68 206H69V208H68ZM67 206V208L68 209H66L67 210V213H66V219L68 220V221H70V222H74V223H77V224H79L78 223V221L80 220H78V215L76 214V211H75V205L74 206H71L70 207V205H68ZM88 206V205H87ZM102 206V205H101ZM167 206V205H166ZM181 206V205H180ZM58 207V206H57ZM60 207V206H59ZM91 207V206H90ZM30 208V207H29ZM39 208V207H38ZM51 208V207H50ZM50 208H49V210H50ZM181 209L183 208V205H182V207H180ZM27 209V208H26ZM41 209V208H40ZM43 209V208H42ZM52 209V208H51ZM77 209V208H76ZM84 209H86L87 211H86V213H87V216L89 215V217H90V214L91 215H93L94 213H92L90 210H91V208L89 209V207H88V209L87 208H84ZM35 209L33 208V211H34ZM179 210V209H178ZM183 210H185V207H184V209ZM180 211L179 213L181 214V212H182V215L184 214L183 212L184 211ZM43 211V210H42ZM59 211V210H58ZM26 212V211H25ZM36 212V211H35ZM164 212V211H163ZM173 212V211H172ZM24 213V215H23V217H22V214ZM43 213V212H42ZM162 213V212H161ZM179 213H178V211H177V214H173V216L172 217H174V216H179V217H175V218H178L179 220H181V222H183L184 223V221H182V220H184L185 218H180V215H179ZM31 214H32V212H31ZM37 214V213H36ZM98 214V213H97ZM99 215V214H98ZM97 215V216H98ZM150 215V214H149ZM154 215V214H153ZM158 215V214H157ZM161 215V214H160ZM159 215V216H160ZM164 215V214H163ZM172 215V214H171ZM181 215V216H182ZM34 216V215H33ZM36 216V215H35ZM152 216V215H151ZM91 217H94V218H96V215L95 216H91ZM162 217V216H161ZM161 217H159V218H161ZM29 218V217H28ZM152 218V217H151ZM150 218V219H151ZM157 218V217H156ZM159 218H157V223L155 222V224L156 225H160V223H161V221L162 220H159ZM20 220V219H18V220H20V222H22L23 220ZM31 219V218H30ZM33 219H35V218H33ZM161 219H163V218H161ZM167 219V218H166ZM91 220V219H90ZM93 220V219H92ZM152 220H153V218H152ZM155 220V219H154ZM176 220V219H175ZM174 220V221H175ZM179 220H177L178 222H179ZM27 221V220H26ZM34 221V220H33ZM33 221H31V222H33ZM95 221V220H94ZM93 221V222H94ZM173 221V225L175 226V222ZM36 222V221H35ZM41 222V221H40ZM47 222H50V224L48 225L47 223V225H48V227H50V228H53L54 227V225H53V222H52V220L51 221H47ZM82 221H80V223H81ZM91 222V221H90ZM160 222V223H159ZM29 223V222H28ZM34 223V222H33ZM92 223V222H91ZM171 224H172V222H170ZM180 224V225H184V224ZM176 224L178 225L179 223H177L176 222ZM13 225V226H14ZM46 225V226H47ZM75 225V224H74ZM91 225L92 224H89V222H88V224L87 223H85L84 224V222H82L81 224H80V227L82 228H84V229H91L92 227H91ZM173 225H171V227L173 226ZM176 225V226H177ZM13 226H11L12 228H13ZM17 226L15 227L16 229H18L17 228ZM21 226V225H20ZM76 227H77V225H75ZM92 226H94V225H92ZM110 226H111V224H110ZM155 226V225H154ZM162 226H164V225H162ZM170 225H168V227H169ZM155 227H157V226H155ZM160 228H161V230H162V227L161 226H159ZM159 227H158V229L157 230H159ZM167 227V226H166ZM165 227V228H166ZM181 227V226H180ZM12 228H10V230L12 229ZM113 228V227H112ZM179 228V227H178ZM9 229V228H8ZM21 229H22V227H21ZM114 229V228H113ZM156 229V228H155ZM173 229H176L175 227L173 228ZM23 230V229H22ZM50 230H52V229H50ZM160 230V231H161ZM167 230H169V228L167 229ZM13 231V230H12ZM15 231V230H14ZM18 231V233H19V231H21V230H17ZM17 231L16 232H14V233H16L17 234ZM175 231V233H177V230H174ZM174 231H172L171 232V230L170 231H167L166 232V235H164V236H169V237H171V235L172 234H175L174 233ZM49 232V231H48ZM131 232V231H130ZM130 232H128L127 234H124L123 236L125 237V240L127 239V240H130ZM180 231H178V233L177 234H179V236H180V233H179ZM24 233V232H23ZM158 234H159V231L157 232ZM162 233V232H161ZM8 234V233H7ZM158 234H156V235H158ZM50 235V234H49ZM176 235V234H175ZM154 236V235H153ZM163 236V235H162ZM161 236V238H164V236L162 237ZM24 237V236H23ZM40 237V236H39ZM42 238V237H41ZM46 238V237H45ZM177 239V238H176ZM25 240H27V239H25ZM47 240V239H46ZM50 240V239H49ZM171 240V239H170ZM132 241V240H131ZM172 241H173V239H172ZM176 241V240H175ZM179 241V240H178ZM178 241H176V242H178ZM5 242H7L6 240H5ZM28 242V241H27ZM43 242V241H42ZM176 242H175V245H176ZM45 243V242H44ZM130 244H133L134 245V242L132 241V242H129ZM171 243H174V242H171ZM43 244V243H42ZM46 244V243H45ZM23 246H24V244H23ZM26 246V245H25ZM24 246V247H25ZM28 246V245H27ZM25 247V248H27V249H29L28 247ZM32 246V245H31ZM46 246V245H45ZM250 245L248 244V247H249ZM252 246V245H251ZM133 247V246H132ZM131 247V248H132ZM176 247V246H175ZM24 248V249H25ZM31 248V247H30ZM46 248V247H45ZM252 248V247H251ZM173 249H174V247H173ZM172 249V250H173ZM253 249V248H252ZM21 250V249H20ZM52 250V249H51ZM22 251V250H21ZM32 251V250H31ZM157 251V252H156ZM27 252V251H26ZM25 252V253H26ZM49 252H50V250H49ZM52 252H53V250H52ZM51 252V253H52ZM150 252H151V249H150ZM172 251H170V253H171ZM248 252H249V250H248ZM251 252V251H250ZM18 253V252H17ZM30 253V252H29ZM28 253V254H29ZM143 253V252H142ZM157 253H158V250H156L155 249V251L153 250L152 251V253H150L151 254V256H152V261H151V264H159L160 263V261H161V263L160 264H162V262L163 261H165L166 260V258H165V260H163V258L165 257H163L162 258V256H157ZM170 253H168V254H170ZM15 254V253H14ZM19 254V253H18ZM159 254H160V252H159ZM158 254V255H159ZM247 254V253H246ZM249 254V253H248ZM251 254V253H250ZM249 254V255H250ZM27 255V254H26ZM25 255V256H26ZM73 255V254H72ZM71 255V257L70 256H68L67 258L68 259H66L67 260V263L66 264H78V262H76V261H78V257L75 259V255H73L72 256ZM146 255V254H145ZM171 255V254H170ZM16 256V255H15ZM147 256V255H146ZM19 257V256H18ZM21 257V256H20ZM126 257V256H125ZM129 257V256H128ZM127 257V258H128ZM166 257H168V255L166 256ZM250 257V256H249ZM253 257H254V255H253ZM33 258V257H32ZM124 257H122V259H123ZM126 258V259H127ZM163 260H161V259ZM171 258V257H170ZM21 260H22V258H20ZM24 259H25V262L27 261L28 262V264H36L34 261H31L30 260V258L28 259V257H27V259L28 260H26V258L24 257ZM64 259V260H65ZM158 259H160V261L158 260ZM206 259V258H205ZM66 260H65V262H66ZM131 260H133V259H131ZM139 260H141L140 259V257H139ZM117 262H116V264H124L125 262V260L124 261H122L121 259H118V260H116ZM209 261V260H208ZM207 261V262H208ZM5 263L4 264H6L7 262L6 261H4ZM124 262V263H123ZM150 262V261H149ZM149 262L147 261V263L146 264H149ZM159 262V263H158ZM242 262H245V260L244 261H242ZM241 262V263H242ZM23 263V262H22ZM218 263V262H217ZM248 262H246V264H247ZM0 264H3V263H0ZM9 264H10V262H9ZM25 264V263H24ZM130 264V263H129ZM133 264H145V262L144 261H137V262H135V263H133ZM200 264V263H199ZM213 264H215V262L213 263Z\"/></svg>",
    "mask_w": 264,
    "mask_h": 264
}]
</instances>
